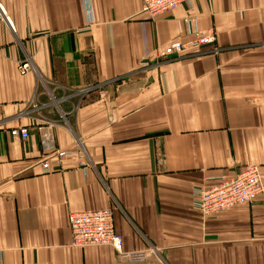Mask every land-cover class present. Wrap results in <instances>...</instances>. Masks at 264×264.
Masks as SVG:
<instances>
[{
    "label": "crops",
    "instance_id": "obj_1",
    "mask_svg": "<svg viewBox=\"0 0 264 264\" xmlns=\"http://www.w3.org/2000/svg\"><path fill=\"white\" fill-rule=\"evenodd\" d=\"M0 6V264H264V193L208 218L192 209L197 188L248 166L264 184V0H193L156 20L141 0ZM213 30L206 52L149 61ZM45 123L68 152L50 172ZM23 127L27 141L10 135ZM107 208L144 261L70 246V213Z\"/></svg>",
    "mask_w": 264,
    "mask_h": 264
},
{
    "label": "built area",
    "instance_id": "obj_2",
    "mask_svg": "<svg viewBox=\"0 0 264 264\" xmlns=\"http://www.w3.org/2000/svg\"><path fill=\"white\" fill-rule=\"evenodd\" d=\"M193 0H141V13L150 20H156L159 16L176 9L179 6H191ZM89 14L93 23L92 15ZM0 15L5 16L4 9L0 6ZM189 22V21H188ZM14 30V27L10 25ZM193 39L188 42H174L157 50L149 59L156 62L169 61L174 56L190 52V55L201 53L212 48L216 42V33L204 35L201 31H194ZM203 53V52H202ZM144 64H147L146 62ZM148 65V64H147ZM32 62L23 60L18 65L20 74L25 75L33 72ZM99 90V87L92 86L83 89L80 93H88ZM52 123H45L39 128L41 144L46 154V159L41 162L44 172H50V161L55 160L58 167L62 168L68 159V152L57 150ZM29 129L14 128L10 130L13 138L27 141L30 137ZM82 153L76 156V166L86 167L81 160ZM216 183L211 187H200L195 190L192 209L201 217L208 218L217 215L238 205L255 203L264 193V184L260 168L248 166L240 171L235 177L224 179L217 177ZM69 227L72 234L70 246L84 249L94 246L112 247L117 256L131 263L144 261L149 252H134L124 249L123 237L116 232L112 209H101L93 211L72 212L69 215Z\"/></svg>",
    "mask_w": 264,
    "mask_h": 264
},
{
    "label": "rangeland",
    "instance_id": "obj_3",
    "mask_svg": "<svg viewBox=\"0 0 264 264\" xmlns=\"http://www.w3.org/2000/svg\"><path fill=\"white\" fill-rule=\"evenodd\" d=\"M209 49H210V48H209ZM209 49H206V50H204V51H202V52H206V51H208ZM202 52H201V53H202Z\"/></svg>",
    "mask_w": 264,
    "mask_h": 264
},
{
    "label": "bare ground",
    "instance_id": "obj_4",
    "mask_svg": "<svg viewBox=\"0 0 264 264\" xmlns=\"http://www.w3.org/2000/svg\"><path fill=\"white\" fill-rule=\"evenodd\" d=\"M159 17H160V16H159ZM159 17H158V18H159ZM158 18H157V19H158ZM211 32H212V31H211ZM211 32H209V33H211ZM209 33H207V34H209ZM207 34H204V35H207Z\"/></svg>",
    "mask_w": 264,
    "mask_h": 264
}]
</instances>
